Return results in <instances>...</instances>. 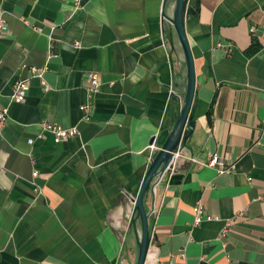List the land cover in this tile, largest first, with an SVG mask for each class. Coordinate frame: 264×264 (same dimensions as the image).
<instances>
[{
  "label": "crops",
  "instance_id": "crops-1",
  "mask_svg": "<svg viewBox=\"0 0 264 264\" xmlns=\"http://www.w3.org/2000/svg\"><path fill=\"white\" fill-rule=\"evenodd\" d=\"M185 2L195 122L186 155L144 194V264H264V0ZM165 3L162 16V0H0V264H136L130 196L186 93ZM44 63L49 89L29 77L11 102L15 79ZM90 70L101 81L88 93ZM42 120L77 132L54 142ZM197 201L216 218L194 224Z\"/></svg>",
  "mask_w": 264,
  "mask_h": 264
},
{
  "label": "water",
  "instance_id": "water-1",
  "mask_svg": "<svg viewBox=\"0 0 264 264\" xmlns=\"http://www.w3.org/2000/svg\"><path fill=\"white\" fill-rule=\"evenodd\" d=\"M166 0H162V16L164 14V7ZM185 0H174L173 12L170 16V20L177 32L180 46H182L184 57L186 60V93L184 95L183 104L178 112L177 119L171 128L170 134L165 139L164 143L157 150V153L150 161V165L144 173V178L138 187V192L134 196H130L133 201L134 208L137 210L139 219L141 220L140 237L138 241V254L136 257V264H144L146 254L148 251L149 242V230H148V211L146 206L143 205V197L148 192L149 187L154 185L158 181L159 174L162 173L170 163L172 151L180 146L186 147L185 143L187 137L192 132L194 127V117L192 109V100L195 92V74H194V60H192L191 47L188 43L186 31H184V17L183 10L185 7ZM154 138H151L149 142H152Z\"/></svg>",
  "mask_w": 264,
  "mask_h": 264
},
{
  "label": "built area",
  "instance_id": "built-area-1",
  "mask_svg": "<svg viewBox=\"0 0 264 264\" xmlns=\"http://www.w3.org/2000/svg\"><path fill=\"white\" fill-rule=\"evenodd\" d=\"M73 2L75 5L79 4V0H73ZM6 30H7L6 20L0 14V38L6 32ZM47 67L48 66L45 63L42 65H39V66H35V65L29 66V71H30L29 75L26 76V78H17L13 82L11 91L9 93V95H10L9 100L11 102L12 101L19 102V101H22L25 99L26 92H27V89L29 86V80H28L29 77H35V78L39 79V81H41V83L43 85V89L44 90L49 89V86L46 82V79H44V73H45ZM86 78H87V83L85 85V90H86V92L91 93L98 88V85L100 84V81H101V77H99L98 71L90 70L87 72ZM8 111H9L8 104L0 101V129L5 124L4 122L7 119ZM41 122H42L41 124H42L43 129L46 131H49L51 133V135L53 136L54 142L59 141V140L68 139L73 134H75L77 132V128L75 126L64 127L61 124H59L58 122H52V121H48V120H42ZM32 140H33L32 138H28V142H32ZM146 147L149 149V160L150 161L153 158L152 154L157 152V150L161 148L160 146L156 145L154 141L149 142L146 145ZM184 150H185V147L180 146V143H179L177 145V148L172 151L170 163L167 166V168H169L170 166L171 167L173 166L175 159L178 156H181L184 154L186 155V153H184ZM191 158H193V157H191ZM207 164L211 165V166H215V164H219L220 167L218 168V171H221L224 167L223 162L216 159V157H214L213 155L208 158ZM162 173L159 174V177H161ZM32 174L36 175L37 171L33 170ZM192 211H193L192 218H193L194 224L200 223L201 221H203V219L216 218L210 214H207L204 210L203 204L198 202V201L193 205ZM152 212H154V208L149 210L148 214H150Z\"/></svg>",
  "mask_w": 264,
  "mask_h": 264
}]
</instances>
